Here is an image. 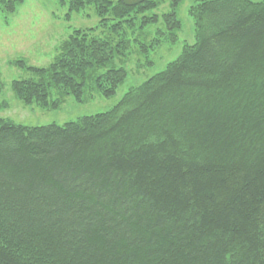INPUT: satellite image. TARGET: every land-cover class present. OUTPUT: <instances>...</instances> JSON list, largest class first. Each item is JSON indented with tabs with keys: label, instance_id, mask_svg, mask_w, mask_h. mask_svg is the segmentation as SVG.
<instances>
[{
	"label": "trees",
	"instance_id": "16d2710c",
	"mask_svg": "<svg viewBox=\"0 0 264 264\" xmlns=\"http://www.w3.org/2000/svg\"><path fill=\"white\" fill-rule=\"evenodd\" d=\"M25 1L0 0V14ZM62 2L98 24L73 28L47 67L20 62L25 102L82 101L90 85L111 97L131 57L182 26V0L163 13L160 0ZM190 13L195 43L111 109L62 125L0 117V264H264V0Z\"/></svg>",
	"mask_w": 264,
	"mask_h": 264
},
{
	"label": "rangeland",
	"instance_id": "374dc122",
	"mask_svg": "<svg viewBox=\"0 0 264 264\" xmlns=\"http://www.w3.org/2000/svg\"><path fill=\"white\" fill-rule=\"evenodd\" d=\"M158 13L171 9V0H160ZM197 0H182L177 14L182 22L178 39L165 43L147 58L137 53L126 63L127 78L116 93L105 97L94 88L86 89L82 101L64 96L59 106L52 108L38 102H25L15 91V80L31 77L20 65L47 67L58 53V45L73 28L93 27L98 17L92 8L67 15V4L62 0H26L7 19L0 14V117L27 126L65 124L82 116L105 112L116 105L124 94L179 57L187 44L195 43V22L190 8ZM262 1V0H253ZM66 2V1H65ZM147 59L153 64H142Z\"/></svg>",
	"mask_w": 264,
	"mask_h": 264
}]
</instances>
